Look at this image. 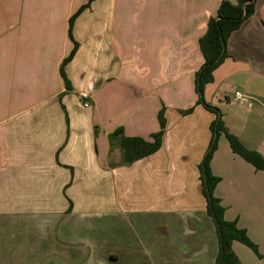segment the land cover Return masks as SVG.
I'll return each mask as SVG.
<instances>
[{"label":"crops","instance_id":"crops-1","mask_svg":"<svg viewBox=\"0 0 264 264\" xmlns=\"http://www.w3.org/2000/svg\"><path fill=\"white\" fill-rule=\"evenodd\" d=\"M221 1L93 0L73 23L67 89L69 22L87 0H0V264L215 263L199 164L216 114L197 103L196 73ZM227 53L204 97L264 155V0ZM161 109V148L126 164L112 133L149 140ZM210 166L225 219L258 249L236 240L233 251L264 264V171L224 135Z\"/></svg>","mask_w":264,"mask_h":264},{"label":"trees","instance_id":"trees-1","mask_svg":"<svg viewBox=\"0 0 264 264\" xmlns=\"http://www.w3.org/2000/svg\"><path fill=\"white\" fill-rule=\"evenodd\" d=\"M93 0H87L77 12L70 18L69 35L74 42L70 54L63 60L60 72L64 78L67 89H71L70 82L64 72V66L74 57L78 48V42L72 35V27L77 16L88 8ZM256 0H222L216 15L208 20L207 30L200 37L199 45L204 62L196 73V91L198 93V104L216 114L215 120L211 123L212 138L203 160L199 164L202 193L207 201V213L212 217L216 225L219 241V252L214 264H241L239 258L232 249L234 241L242 242L258 253L257 245L251 241L245 229L240 228L235 221L225 219V207L221 199L215 195V188L220 178L212 173L210 162L214 152L218 148L219 138L224 135L232 151L255 168L264 171V155L257 150L247 148L243 142L226 127L222 112L219 107L206 101L204 97L205 86L213 82L214 71L227 58V41L229 36L237 30L243 22L254 14ZM193 108L187 110L192 112ZM160 129L151 134V138L145 139L141 136H127L123 127H118L112 136L119 138V145L123 153V161L130 164L135 160L149 156L159 150L162 146L163 135L166 129L164 109L159 112Z\"/></svg>","mask_w":264,"mask_h":264},{"label":"built area","instance_id":"built-area-1","mask_svg":"<svg viewBox=\"0 0 264 264\" xmlns=\"http://www.w3.org/2000/svg\"><path fill=\"white\" fill-rule=\"evenodd\" d=\"M234 97H235V100L240 102V103H245L248 101L247 97L239 90L234 91ZM81 98L85 101V105L89 104V102H88L89 94L88 93H82Z\"/></svg>","mask_w":264,"mask_h":264},{"label":"rangeland","instance_id":"rangeland-1","mask_svg":"<svg viewBox=\"0 0 264 264\" xmlns=\"http://www.w3.org/2000/svg\"><path fill=\"white\" fill-rule=\"evenodd\" d=\"M112 229H114V228H112ZM112 229H111V230H112ZM114 231H115V230H112L111 232L113 233Z\"/></svg>","mask_w":264,"mask_h":264}]
</instances>
